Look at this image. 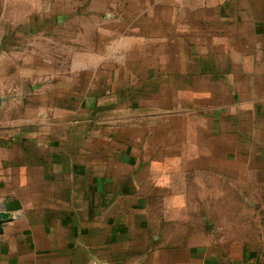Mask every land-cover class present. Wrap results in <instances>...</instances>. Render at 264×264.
<instances>
[{"label":"crops","instance_id":"crops-1","mask_svg":"<svg viewBox=\"0 0 264 264\" xmlns=\"http://www.w3.org/2000/svg\"><path fill=\"white\" fill-rule=\"evenodd\" d=\"M70 2L110 76L59 98L27 52L70 50ZM143 44L174 54L118 65ZM0 210V264H264V0H0Z\"/></svg>","mask_w":264,"mask_h":264},{"label":"rangeland","instance_id":"rangeland-1","mask_svg":"<svg viewBox=\"0 0 264 264\" xmlns=\"http://www.w3.org/2000/svg\"><path fill=\"white\" fill-rule=\"evenodd\" d=\"M186 5H188V3H186ZM66 6L67 4L66 3H55L54 4V11H55V14L61 16V14H65L66 11ZM69 16L70 18L69 19H63L59 24H58V20L56 17L52 18L50 20V28L51 29H54L56 28L57 26H64V29H65V26L68 24V29L70 31V36H69V46H70V50L69 51H61V50H46V51H28L27 53L28 54H35L36 56H40L39 58H41L42 60L43 59H50V60H53V72H56L58 71L59 74L61 72V70H63L64 74H65V71H66V67L68 66V76L67 78L65 77L64 75V78H62V74L58 75L55 77V80L53 83H38V88L39 89L38 91H46V90H51L53 89V91L55 92V94H57L56 96H59V98L62 97V94H67V90H72L73 92L71 93L72 95H75L77 96L79 93L78 90L82 89L81 87L83 85H85V88L88 89L90 86L92 87L93 83L91 82V79L93 77V73H94V67H93V64H94V57H95V53L97 55H99L100 53H102L103 55V62L100 66H101V71L102 70H107V78H108V81H109V72L110 71V68L108 67L109 66V60H110V52H94L92 50H81L82 48V45L81 44H85V46L87 47H90L91 44H93L94 42H96L99 38L98 36H96L94 34V27H93V21L90 20L89 18H86L84 20L83 19H78L77 18V15H74V13L76 12H89V11H92L93 9H97L94 8L93 4H88V3H77V2H70L69 5ZM63 11V12H62ZM56 16V15H55ZM85 25V26H84ZM183 25H187V24H183ZM59 27V28H61ZM58 28V27H57ZM184 28V26H183ZM80 30L81 31H85L86 34L85 36L81 37L80 35V38H84L85 39L82 41V39H78L79 38V34H78V31ZM55 39L58 38V40H55V42H57V44H62L60 39L61 37L60 36H53ZM40 38V36L38 37V39ZM65 38V36H64ZM205 38V37H204ZM156 39V38H155ZM79 40V41H78ZM204 40V39H203ZM40 41V40H39ZM166 41V40H165ZM154 44V43H153ZM144 46H142V50H135V51H132V52H129V53H126V52H119L118 55H117V58H118V65L119 63L122 61H125V63L128 61V63L130 65L134 64V62L138 61V60H141L143 62H140V64H152L155 68V64H157V58H163L165 57V55L167 54L168 56H170V54H174L173 51H170V50H167V51H163V50H157L152 48L153 45L151 44L150 45V49H149V44L148 45H145L143 44ZM60 47V45H59ZM80 48V49H79ZM7 54H9V59H8V63L9 65H13V57H10L11 54H13V52H6ZM167 57V56H166ZM168 58V57H167ZM162 60V59H160ZM43 62V61H41ZM82 62H86L88 65L92 66L90 68H86L85 69V72H83V68H81V63ZM118 69H122L123 67L125 69H123V72H120V75L123 74V75H127L129 73H131L132 71V67H120V66H117ZM109 68V70L107 69ZM128 68V69H127ZM12 70V67L9 68V71ZM97 70L99 69H96L95 72H97ZM128 71V72H127ZM103 73V71H102ZM97 74L100 75L99 72H97ZM137 72H134V75H136ZM68 79V80H66ZM85 83V84H84ZM151 82L149 81L148 83V89H151ZM119 85H122V83H119ZM118 85V86H119ZM146 86V85H145ZM68 95V94H67ZM65 95V96H67ZM187 97H189V95H187ZM65 98V97H64ZM66 100V99H64ZM151 100H154V101H158L157 98H153ZM150 99H147L146 102H152ZM186 100H191V99H186ZM80 101H87V99H80V98H73V99H69L68 98V102L71 104L70 106V111L71 113L70 116L74 115L75 118H77V116L83 112V109H80L78 104H80L79 102ZM145 101V100H144ZM165 102L167 101L164 100ZM141 103H143V100L140 101ZM77 106L76 109L74 110L73 109V106L74 105ZM155 105L157 106V103H155ZM131 115V113H112V114H109L108 116L104 117L101 121H100V124H97L98 129L97 130H94L92 132L93 135H98V132H99V129L102 128V127H109L110 125L111 126H114L117 122V120H119V122H125L126 118L125 117H129ZM137 116V114L135 115V117ZM142 118V117H141ZM143 121V119H142ZM150 122V120L148 119H145L143 122ZM99 123V122H98ZM153 133H155L156 135V131H154ZM155 168H157V166H155Z\"/></svg>","mask_w":264,"mask_h":264},{"label":"water","instance_id":"water-1","mask_svg":"<svg viewBox=\"0 0 264 264\" xmlns=\"http://www.w3.org/2000/svg\"><path fill=\"white\" fill-rule=\"evenodd\" d=\"M10 221H12L11 214L9 212L0 210V235L3 233L5 224Z\"/></svg>","mask_w":264,"mask_h":264},{"label":"trees","instance_id":"trees-1","mask_svg":"<svg viewBox=\"0 0 264 264\" xmlns=\"http://www.w3.org/2000/svg\"><path fill=\"white\" fill-rule=\"evenodd\" d=\"M156 85H157L156 83H152V84H151V86H154V87H156Z\"/></svg>","mask_w":264,"mask_h":264}]
</instances>
